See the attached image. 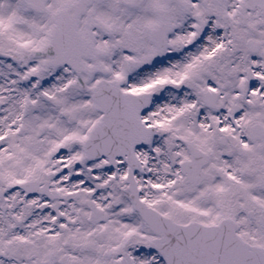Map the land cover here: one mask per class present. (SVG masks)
I'll return each instance as SVG.
<instances>
[{"label": "snow or ice", "instance_id": "1", "mask_svg": "<svg viewBox=\"0 0 264 264\" xmlns=\"http://www.w3.org/2000/svg\"><path fill=\"white\" fill-rule=\"evenodd\" d=\"M0 264H264V0H0Z\"/></svg>", "mask_w": 264, "mask_h": 264}]
</instances>
